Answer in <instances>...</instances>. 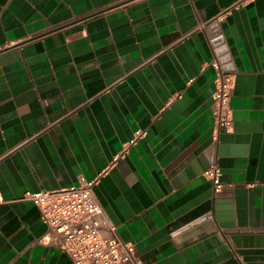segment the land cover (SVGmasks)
I'll return each instance as SVG.
<instances>
[{
  "label": "crops",
  "instance_id": "0c3cea01",
  "mask_svg": "<svg viewBox=\"0 0 264 264\" xmlns=\"http://www.w3.org/2000/svg\"><path fill=\"white\" fill-rule=\"evenodd\" d=\"M212 165L264 229V0H0V264H74L23 195L92 180L145 264H264L218 223Z\"/></svg>",
  "mask_w": 264,
  "mask_h": 264
},
{
  "label": "built area",
  "instance_id": "2783aa9c",
  "mask_svg": "<svg viewBox=\"0 0 264 264\" xmlns=\"http://www.w3.org/2000/svg\"><path fill=\"white\" fill-rule=\"evenodd\" d=\"M213 115L217 132H229L233 126L230 99L235 80L233 75L218 69L214 81ZM146 135L137 130L129 142L136 145ZM128 148L113 159L124 158ZM203 175L214 183V190L223 188L221 169L217 165L207 168ZM95 180L85 184L41 191H26L23 200L33 202L48 226L41 242L66 253L74 264H145L137 255L133 244L125 242L117 227L109 220L93 187ZM0 202L3 197L0 193Z\"/></svg>",
  "mask_w": 264,
  "mask_h": 264
},
{
  "label": "water",
  "instance_id": "95a60500",
  "mask_svg": "<svg viewBox=\"0 0 264 264\" xmlns=\"http://www.w3.org/2000/svg\"><path fill=\"white\" fill-rule=\"evenodd\" d=\"M213 163L212 161L211 164ZM247 206L246 191L222 188L217 192L214 214L220 226L238 247H264V229L249 227Z\"/></svg>",
  "mask_w": 264,
  "mask_h": 264
}]
</instances>
